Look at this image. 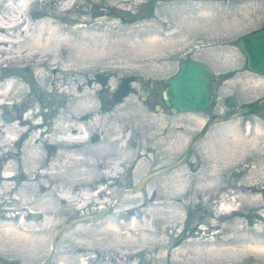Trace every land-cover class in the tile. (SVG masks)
<instances>
[{"label": "rangeland", "instance_id": "1", "mask_svg": "<svg viewBox=\"0 0 264 264\" xmlns=\"http://www.w3.org/2000/svg\"><path fill=\"white\" fill-rule=\"evenodd\" d=\"M8 1L16 5L23 0ZM67 2L51 0L50 6ZM74 5L62 16L63 19L70 15L80 26L91 11L93 27L98 32L96 37L113 40L115 45L112 48L118 50L113 48V55L111 52L107 59L98 60L93 65L94 111L74 118L73 122L72 119L61 120L54 111L62 110L66 102L65 99L62 101L59 88H56L58 93H49L40 99L44 102L43 106L40 105L43 116L37 115L34 121L30 119L22 127L39 125L27 130L23 136L16 135L8 146L0 148V175L4 163H10L12 173L16 175L10 179L11 189L4 191L0 188V219L6 222L13 219L11 224L15 228L14 235L9 237L5 228L0 227V237L3 235L8 243L0 249V264H42L49 256L51 234L61 223L102 211L106 213L100 218L81 221L62 231L47 264H60L61 261L79 264L81 257L85 258L84 264L255 263L249 251L238 254V257H209L210 261H206V255L198 249L251 245L260 237L258 232L264 230V107L257 113L211 124L208 131L193 143L185 162L166 173L150 177L135 194L122 193L105 210L120 189L136 186L140 177L149 171L175 163L202 122L211 115L256 103L264 95V75L246 68L245 55L236 42L241 34L264 26V0H92L91 3L77 0ZM155 38L162 43L173 41V45L151 47ZM146 40H149V46H146ZM187 57L210 66L214 73V97L205 110L174 112L171 106L165 105L162 89L169 75L177 70L178 62ZM153 64L157 65L155 70ZM15 68H5L4 64L0 67V84L15 79L11 74L13 70H16L14 73L19 76V81L26 78L38 82L36 78L40 71L37 66ZM47 86L49 89L50 84ZM143 89L144 96L141 95ZM128 98L132 104L126 108L139 113L140 124L136 131L129 126L122 130L117 145L109 146L107 150L99 149L108 155L101 159L98 152L91 149L101 145L100 134L94 136L96 130L92 128V118L96 112L114 114L118 105L126 103ZM37 107L39 105L35 104ZM28 109H23L20 114L26 115ZM112 121L113 126L119 123ZM131 121L129 119V124ZM129 139L134 140L131 146L127 144ZM121 144L126 148L119 149ZM130 151L131 155L123 165L115 160L119 154L123 157ZM74 153H78L77 156ZM25 155H28L27 160ZM95 159L105 162L97 166L96 171L106 172L109 167L112 173L107 176L103 173V177L92 179ZM79 177L82 179L78 183L70 181ZM18 182L24 186L22 195L30 210L27 214L29 228L18 224L24 212L14 198ZM38 182L43 185L46 182L45 186L51 185L56 194L64 196L78 191L95 194L99 203H89L88 208L79 211H73L71 207L66 209L68 206L62 202H53L48 188H40ZM99 188L102 190L97 192ZM46 207L58 210L55 225L44 230L36 223L43 216L40 211ZM150 208L157 211L160 208V216L152 222L155 233L152 242L140 241L141 230L130 231L122 227L113 233L101 228L103 220L110 216L117 224H123L133 215L140 220L141 227L149 217ZM173 211L176 213L168 217ZM128 233L136 236L131 242L126 240L125 234ZM11 237H15L14 240ZM9 239H12L13 246ZM17 239H24L27 243Z\"/></svg>", "mask_w": 264, "mask_h": 264}, {"label": "bare ground", "instance_id": "2", "mask_svg": "<svg viewBox=\"0 0 264 264\" xmlns=\"http://www.w3.org/2000/svg\"><path fill=\"white\" fill-rule=\"evenodd\" d=\"M85 2L91 3L92 0H85ZM75 3H77V0H68V2L65 5H58V6L52 5V6H50L51 0H48V2H47V0H23L20 3L17 2L16 5H12L11 2H9L8 0H0V14H1L0 15V67L4 64L5 68L10 67V66H12V67L14 66V68L18 67L19 69H21V68H26V67L30 68V66L33 65V66H37V68L40 71V73L37 74V78H36L38 80L37 83L35 81L31 82V79H26V78H21V80L19 81V78H17L19 76L16 73H14V72H16V70H13L11 72V74L14 75L15 79L9 83L8 82H2L0 84V148L3 149L4 146H8L10 141L11 142L14 141L13 137H15L16 135L17 136H19V135L23 136L24 133L27 132V130H29L30 128H33L36 125H39L37 123L34 125L29 124L28 127H26V128L22 127L24 125V123H26L28 120L33 119V121H34V117H36L37 115L41 114V116H43L44 113H42L40 111V105L43 106L44 102H42L40 99L43 98V96H45L46 94H49V93L53 94L55 92L58 93V91H59L60 95H62V98H63L62 101L65 99L64 101L66 102V104H65L64 108L62 110L60 109L58 111H54L55 112L54 114L61 117V120L72 119V122H73L74 118L80 117V116L83 117L86 113H88L90 111H94V106L96 105V102H95L96 99L94 100L93 98H94V95H96V94H95L94 84H93L94 79L91 77L92 72H93V65L98 60L102 61V59H107L106 57L108 56V54H111L113 48H115V47L112 48V46H114L115 44H114L113 40L109 41V39L104 38V36L101 38L96 37V33H98V32H96L95 28L93 27L94 21L90 15L91 11L86 15L85 18H83L84 19L83 24H80V26L79 25L77 26L76 19H74L70 15H69V17H64V19H63L62 16L66 12L71 10ZM97 36H98V34H97ZM172 43H173V41L172 42L166 41L165 43L164 42L162 43V41L160 42V40H157L155 38V40H152L150 46L154 47L156 44L158 46H160V45L161 46H163V45L164 46H171V45H173ZM146 46H149V42ZM151 47H149V48H151ZM116 49L117 48H115V50ZM112 55H113V52H112ZM118 59H120V58L118 57ZM142 62H140V63H142ZM124 65H125V62H124ZM153 66H154V64H153ZM156 66L153 67L154 70H155ZM18 68H15V69H18ZM21 81H23L24 83L26 82V86H24V83H21ZM47 84H50L49 89L46 88ZM56 88H59V90L56 91ZM130 99L128 98V99H126L127 100L126 103H124V104L121 103L120 105H118V108L115 110L114 114H112V113L107 114L105 112V114L102 115L101 112H96V115L92 118V120H93L92 121V123H93L92 128L94 129V131L96 130V132L94 133V136H96L97 134L98 135L100 134V136H98V140H100L99 143H101V145L99 147L94 146L96 148H91V149H93L92 151H94V153L98 152L97 156L101 157V159H102V157H106L108 155H107L106 151H102L99 149L107 150L109 148V146L117 145V143L119 142L120 138L123 135L121 133L122 130H125V128L127 126H129L131 129L136 131V129L138 128V126L140 124V118L138 117L139 113L136 111L135 112L128 111L126 108L132 104V100H130ZM35 104H38L39 107L35 108ZM133 104H135V103H133ZM26 108H29V109L26 112V115L22 116V114H20V113L23 109H26ZM13 109H14V111H13ZM129 110H131V109H129ZM140 115H142V114H140ZM13 118H18V119L12 123L10 121L13 120ZM129 119H132L130 124H129ZM112 120H114V122L119 121V123L116 126H113ZM140 132H141V130H140ZM142 133H143V131H142ZM133 141L129 139L127 144H130V146H131V144H133ZM21 144H23V143H21ZM118 148L124 149L126 147L122 146V144H121L118 146ZM96 149H98L99 151H97ZM137 149L140 150L139 147ZM88 150H90V149H88ZM60 151H62V150H60ZM110 151H112V150H110ZM65 153H67V152H65ZM77 154H75V155L77 156ZM130 155H131V151H130V153H128L127 155H125L123 157H122V154H119L117 157H115L116 158L115 160L118 161L119 164L123 165L125 162H127V157H129ZM95 156H96V154H95ZM27 157H28V155H25L26 160H27ZM60 159H61V157H60ZM80 161H82V160H80ZM29 162H31V161H29ZM34 163H33V166H35ZM63 163H64V161H63ZM101 163L103 164L105 162L101 161L100 159H95L94 162L92 163L93 171H94L93 175H91L92 179L93 178L96 179V178L101 177V176L103 177L104 176L103 173H105L106 176L110 175V173H112L113 170L109 167H108V170H106V172L96 171L97 166H99ZM3 165L5 167H3L4 168L3 173L0 175V179H1L0 188L2 190L6 191L7 189H11L10 179L12 180L14 178V176H16V175H15V173H12L13 171H12V168L10 166V163L9 164L4 163ZM87 166H88V164H87ZM105 167H106V165H105ZM27 169H28V167H27ZM91 170H92V168H91ZM82 172H84V171H82ZM89 174H90V172H89ZM80 175L81 174H79V176ZM74 177H76V176L74 175ZM66 178H67V174H66ZM67 179H69V178H67ZM72 179L70 181L74 184L75 182L78 183V181H81L82 177L77 178V180L74 179V181ZM65 181H66V179H65ZM70 181H68V182H70ZM38 184H39L40 188L41 187L44 189L48 188L47 192H48V194L51 195L50 197L52 198L53 202H57V203L62 202L63 205L65 204L66 206H68L66 209L71 207L73 209V211H79V210H83L85 208H88L87 206L89 205V203H94V204L99 203V201L97 202V200H95L96 195L91 194L89 192L83 193V192L78 191V193H76V194L72 193L68 196H64L63 194H59V193L56 194L54 192V189L51 187V185L45 186L46 182H45V185L41 184L40 182H38ZM62 184H64V183H62ZM67 185H68V183H67ZM16 187H17L16 193H15L16 197H14V198H16V200L19 201V204H21L20 206H22L23 210H24L23 215L21 214L22 217L20 218L18 224H19V226H24V228H29V226H30L29 222L30 221H29V219L27 220V214H28V212L30 213V210L28 209L29 206L27 207V205H25L24 195H22V193L24 192V186L19 185V182H18ZM59 187H60V185H59ZM28 190H30V189H28ZM101 190H102V188H99L97 192H99ZM13 192H14V190H13ZM27 193H29V192H27ZM31 193H33V191ZM40 195L42 196V194H40ZM35 207H37V206H35ZM159 209L157 211L155 208H150L148 211L149 217L147 219L149 221L145 220L144 223L141 225V227H139L140 220H137L136 217L133 215L132 217H130L127 220L126 223L124 222L123 224H117L118 222L117 223L114 222L113 217L110 216L108 219H105V221L103 220V222L101 223V228L105 229V230H109V231H113V230L117 231L118 229H121L122 227L123 228L125 227L126 229H128L130 231L131 230H141L140 241H147V243H149V242H152V239L155 236L154 235L155 233L152 230V222L154 219L157 218L158 215L160 216ZM57 210L54 209L53 207H48V208L46 207V208L42 209V211H40V214L43 213L42 214L43 216L41 217V220L39 221V223L38 224L36 223V225H38L37 227L40 226V228H44V230H46V229H50L49 227H52V224L55 225V221H57V216H56ZM21 212H19L18 214H20ZM161 212H164V211H161ZM173 213L175 214L176 212L173 211L171 213V215L168 217L173 216ZM10 214H12V213H10ZM17 217H19V216H17ZM11 221H13V219ZM11 221L6 222V221H3V219L2 220L0 219V227L2 226L3 228H5L6 233L8 232L7 236H9V237H10V234L14 235V229H15L12 226ZM78 224H80V223H78ZM114 231H113V233H114ZM258 235H260V237L256 238L253 242H251V245L242 246V247L237 246V245H234V246L229 245V246H224V247L206 246V247L198 249V252L206 255V257H205L206 261H210V259L214 258V257L215 258H221V257L224 258L226 256L238 257L237 256L238 254L240 255V254H243V253L249 251V253H251L250 256L253 258V260L255 262L253 264H257V263L261 264L262 262H264V238H263L264 230L259 231ZM1 236L2 237H0V249L2 250L3 249L2 246H4L5 244H8V243L6 241L7 238L5 239V237H3V235H1ZM125 236H126V240L131 242L132 239H134L133 237L135 235L133 236V234L128 233L127 235L125 234ZM15 237H13V238H15ZM12 239H9L8 241H10V243H11V242H13ZM20 239H21V237H20ZM115 239H117V238H115ZM123 239H125V238H123ZM22 240H24V239H22ZM22 240H18V241H22ZM119 241H120V239H119ZM23 242L25 243L26 241L24 240ZM31 242H32V240H31ZM31 242H30V244H31ZM19 243L20 242L15 243V244H19ZM24 243H21L22 246L25 245ZM33 243H35V242L33 241ZM37 243H39V242H37ZM13 245L11 243V246H13ZM19 248H21V247H19ZM19 248H17V249H19ZM10 249H11V247H10ZM21 249H24V248H21ZM209 257H211V258H209ZM69 260H71V259H69ZM84 261H85V258L81 257L79 264H84ZM60 264H64V263L61 261Z\"/></svg>", "mask_w": 264, "mask_h": 264}, {"label": "water", "instance_id": "3", "mask_svg": "<svg viewBox=\"0 0 264 264\" xmlns=\"http://www.w3.org/2000/svg\"><path fill=\"white\" fill-rule=\"evenodd\" d=\"M171 1V0H164ZM212 1V0H209ZM222 1V0H219ZM237 46L240 51L245 55L246 68L254 72L255 74L264 75V27L255 29L253 32H247L243 35L241 34L236 38ZM178 68L174 73L170 74L166 79L164 88L162 89V96L165 100V105L171 106V109L181 112L186 111H200L205 110L210 104L214 97L213 94V84L214 74H212V69L207 64H203L197 59H192V57L184 58V60L178 62ZM145 89L142 90L141 95L144 96ZM264 106V95L257 99L256 103H249L247 105H241L237 109H231L227 113H217L216 115H211L206 121H203L199 131L193 135L190 142L187 144V149L179 157L175 163H170L168 166L159 167L157 170L149 171L148 174L140 177V180L136 186H131L126 189H120L115 196L110 199V206L115 202L119 196L129 193H137L141 186H143L150 177H155L160 173H166L170 169L176 168L180 163H183L189 157V153L192 150V145L197 142L203 134L208 131L210 124L228 121L229 119L238 118V116L248 115L251 113H257V111ZM106 212L91 213L89 215H82L79 218H73L68 222L61 223L59 227L52 232L50 238V252L49 256L42 264H47L50 261V253L54 249V243L58 240L60 233L70 228L72 225H76L81 221H89L90 219H98Z\"/></svg>", "mask_w": 264, "mask_h": 264}, {"label": "flooded vegetation", "instance_id": "4", "mask_svg": "<svg viewBox=\"0 0 264 264\" xmlns=\"http://www.w3.org/2000/svg\"><path fill=\"white\" fill-rule=\"evenodd\" d=\"M212 83H213V80H212ZM165 101V100H164Z\"/></svg>", "mask_w": 264, "mask_h": 264}]
</instances>
